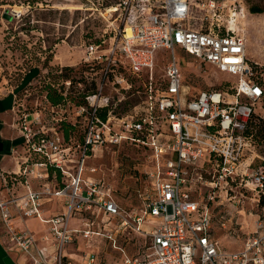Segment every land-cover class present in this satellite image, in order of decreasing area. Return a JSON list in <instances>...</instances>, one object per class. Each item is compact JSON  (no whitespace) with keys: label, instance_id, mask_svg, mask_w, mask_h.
I'll return each instance as SVG.
<instances>
[{"label":"built area","instance_id":"built-area-1","mask_svg":"<svg viewBox=\"0 0 264 264\" xmlns=\"http://www.w3.org/2000/svg\"><path fill=\"white\" fill-rule=\"evenodd\" d=\"M88 1L103 18L109 15V24L84 50L83 62L90 68L85 78L95 82L96 89L76 108L82 139L67 143L54 129L52 135L34 129L23 115L18 127L25 154L17 153L16 172L0 173V216L10 243L31 264H73L67 249L96 234L87 218L79 217L82 226L71 228L73 217L84 212L102 213L105 220L124 216L110 189L91 176L96 169H88L87 162L103 147L126 143L149 149L154 166L142 211L122 223L149 239L147 253L125 254L124 264H264V217L243 247L230 251L214 235L210 209L216 198L243 190L256 192V201L264 207V166L248 156L253 138L247 134L255 107L264 99V84L256 80L245 38L220 20L207 30L190 28L191 0ZM211 7L220 9L215 1ZM177 49L236 82L193 95L184 83ZM162 51L172 52L173 58L156 83ZM121 69L147 78L142 104L123 116L102 95L103 83L110 78L120 90L132 88ZM105 108L106 119L100 116ZM193 191L207 194V202L194 199ZM59 199L65 210L47 216V202ZM29 220L47 231L38 236ZM81 259L97 264L95 253L86 252Z\"/></svg>","mask_w":264,"mask_h":264},{"label":"rangeland","instance_id":"rangeland-1","mask_svg":"<svg viewBox=\"0 0 264 264\" xmlns=\"http://www.w3.org/2000/svg\"><path fill=\"white\" fill-rule=\"evenodd\" d=\"M191 1L192 13L187 25L194 30H207L212 22L220 20L231 27L245 38L247 57L257 67L255 76L264 82V13L250 11L251 5L264 8V0ZM212 1L220 5L219 11L212 9ZM91 6L88 0H0V95L15 97L18 123L23 115H27L34 129H44L52 135L54 130L57 131L55 126L59 119L65 117L81 128L75 104L69 101L62 108L52 107L46 99L45 86L49 83L55 85L73 101H80L86 86H91V79L86 85L77 83L85 75L81 68L84 50L102 37L109 24V15H105V19L99 12L91 10ZM5 9L13 15L14 10L19 14L7 22L3 19ZM106 39V46H109L111 38ZM175 56L182 68L184 83L193 95L203 90L224 89L236 82L234 77L201 64L184 50L177 49ZM172 58V52L158 53L154 71L156 83L162 81ZM65 67L76 69L72 74L76 81L70 86L63 85V79L57 78L56 71ZM97 72L100 78L101 70ZM121 72L126 73L131 89H118L110 78L104 81L102 90V95L109 98V104L119 116L136 112L135 107L145 99L144 85L147 83L145 76L138 78L123 69ZM255 111L253 125L264 121V99L256 105ZM57 133L61 136L60 131ZM71 141L77 142L78 139ZM21 154H25L24 150ZM151 154L149 149L124 143L103 147L88 160L87 168L96 169L94 175H90L110 189L111 197L124 216L105 220L102 213L84 212L73 217L71 228L82 226L79 217L87 218L93 222L91 230L96 233L89 239L80 238L71 247L70 252L79 256L75 257L73 264H83L80 256L86 252L95 253L97 264H124L125 254L142 257L147 253L149 239L128 226H122V223L129 215L140 213L145 205L148 173L154 166ZM248 156L255 157L253 161L264 166V139L257 140ZM34 184L38 187L36 182ZM231 195L237 198L230 200ZM192 196L202 204L207 202L205 193L193 191ZM257 198L256 192L243 190L228 196L223 194L210 204L214 235L227 250H240L245 240L257 231V223L264 217L263 203L257 202ZM60 200L46 206L49 216L65 210L64 201ZM18 253L24 255L21 250Z\"/></svg>","mask_w":264,"mask_h":264},{"label":"crops","instance_id":"crops-1","mask_svg":"<svg viewBox=\"0 0 264 264\" xmlns=\"http://www.w3.org/2000/svg\"><path fill=\"white\" fill-rule=\"evenodd\" d=\"M23 150V136L18 127V115L16 111L15 97L10 94L0 95V173L16 172L19 167L16 164L18 152ZM2 194L0 192V200ZM55 201L47 202L46 206ZM45 206V209H46ZM46 210V215L47 214ZM61 212V211H60ZM31 221V222H30ZM20 224V221H16ZM28 226L34 229L38 236L47 231V227L36 220H29ZM72 247V246H71ZM71 247L67 249L73 258L78 256L76 252H70ZM73 248V247H72ZM6 235V228L0 216V264H31V261L18 253ZM79 257V256H78ZM81 257V256H80Z\"/></svg>","mask_w":264,"mask_h":264},{"label":"trees","instance_id":"trees-1","mask_svg":"<svg viewBox=\"0 0 264 264\" xmlns=\"http://www.w3.org/2000/svg\"><path fill=\"white\" fill-rule=\"evenodd\" d=\"M250 11L251 13L254 14H262L264 13V8H261L258 5H251L250 6ZM250 63V61H249ZM251 65H253L252 63H250ZM253 67L256 69L257 67H255L253 65ZM82 70H84V73L89 71L90 68L86 65H83V67H81ZM57 78L58 79H63V85L66 83V81H71V84H73V82L76 81V78H72V74L74 72H76V69L71 68V67H65L62 69H58L57 71ZM49 77V76H48ZM72 79V80H71ZM256 80L258 82H260L261 84H264L262 79L256 78ZM77 83H84L85 85L87 84V79L84 76H81L79 80H77ZM91 86H86V92L81 96V100L80 101H73L72 99H69V97L67 95L64 94V92L60 89L55 87V85L53 84H47L45 86V90H46V99L47 101L51 104L52 107H57V108H62L63 106H65L66 104H68V102L70 101L71 103H74L75 106H80V105H84L86 102V97L87 94H93L95 92L96 89V85L95 82H91L90 84ZM64 90V88H63ZM107 113H108V108L102 109L100 111V116L104 119H106L107 117ZM255 114H253V116L250 119L248 128H247V134L249 136H252V140H253V145L256 147V142L258 139H264V121H260L261 123L257 124V125H253L254 124V120H255ZM57 131L61 132V136L62 138L69 143L72 139H78L79 141L82 139V129L79 127V125L75 124V123H71L70 121H68L65 117L60 118L58 121L57 126H55ZM147 150V149H145ZM50 172L52 173L53 170L51 169ZM60 178V177H59Z\"/></svg>","mask_w":264,"mask_h":264},{"label":"flooded vegetation","instance_id":"flooded-vegetation-1","mask_svg":"<svg viewBox=\"0 0 264 264\" xmlns=\"http://www.w3.org/2000/svg\"><path fill=\"white\" fill-rule=\"evenodd\" d=\"M8 0H4V2H7ZM4 6V5H3ZM6 7H11V5H6ZM16 12V10H14ZM12 13H10V10L5 9V13L3 15V19L6 20L7 22H11L14 17Z\"/></svg>","mask_w":264,"mask_h":264},{"label":"bare ground","instance_id":"bare-ground-1","mask_svg":"<svg viewBox=\"0 0 264 264\" xmlns=\"http://www.w3.org/2000/svg\"><path fill=\"white\" fill-rule=\"evenodd\" d=\"M17 12V11H16ZM18 13V12H17ZM19 14V13H18Z\"/></svg>","mask_w":264,"mask_h":264}]
</instances>
